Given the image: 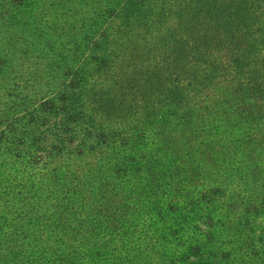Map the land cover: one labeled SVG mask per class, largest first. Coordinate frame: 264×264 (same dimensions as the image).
I'll return each mask as SVG.
<instances>
[{
	"label": "trees",
	"instance_id": "1",
	"mask_svg": "<svg viewBox=\"0 0 264 264\" xmlns=\"http://www.w3.org/2000/svg\"><path fill=\"white\" fill-rule=\"evenodd\" d=\"M147 4L0 0V264H231L238 254L218 225L226 211L212 205L229 191L228 207L240 199L264 223V101L253 87L190 74L192 91L117 142L84 124L75 79L44 77L58 73L61 52L84 40L78 35L97 44L109 21L123 24ZM43 112L66 116L45 132ZM74 121L94 141L75 150L62 143ZM49 135L57 142L37 144ZM260 243L262 252L247 245L239 255L264 264Z\"/></svg>",
	"mask_w": 264,
	"mask_h": 264
},
{
	"label": "rangeland",
	"instance_id": "2",
	"mask_svg": "<svg viewBox=\"0 0 264 264\" xmlns=\"http://www.w3.org/2000/svg\"><path fill=\"white\" fill-rule=\"evenodd\" d=\"M148 2L136 15L123 20V24L118 18L109 21L107 34H101L97 44L85 43L87 38L78 35L84 40L80 45L74 42L75 49L69 47L61 52L62 59L58 57L56 61L58 73L53 69L44 74L46 79L73 78L79 83L73 89L74 97L79 96L85 103L83 107L75 105L74 109L83 113L85 125L112 135L118 142L125 130L138 131L144 126L141 125L143 119L159 116L163 106L177 103L183 93L192 91L193 77L208 80L204 72L213 82L227 79L253 87L252 97L264 101V0ZM159 16L162 18L158 19ZM77 18L75 24L80 23L81 18ZM73 29L79 33V27ZM15 59L13 54L7 58L8 61ZM30 61L31 58L28 65ZM217 66L220 67L215 69ZM225 66L233 69L226 72ZM92 100L96 103L90 105ZM156 100L158 104L152 108ZM43 113H37V126L45 132H54L66 116L64 112ZM70 124L73 131L67 138L63 135L65 146L75 150L82 140L87 144L94 142L93 138L84 136L82 123ZM161 126L155 124V130ZM25 127L26 131L33 128L30 124ZM25 127L20 131H25ZM70 136L73 139L68 141ZM53 139L49 135L47 140H39L37 144L48 148L57 142ZM233 201L231 191L225 197L212 200L214 209L222 207L226 211L218 225L226 229L223 240L233 243L229 253L238 254L231 264H262L261 259L258 262L243 260L239 254L247 245L252 246V253L262 252L261 247H255L260 241L252 238L264 232V223H255L249 206L242 207L240 199L233 207H228ZM261 243L264 246V237Z\"/></svg>",
	"mask_w": 264,
	"mask_h": 264
}]
</instances>
